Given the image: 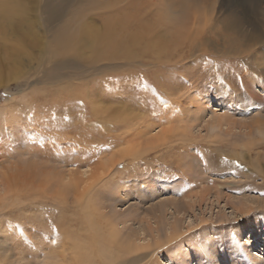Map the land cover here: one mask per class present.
<instances>
[{"label": "rangeland", "instance_id": "obj_1", "mask_svg": "<svg viewBox=\"0 0 264 264\" xmlns=\"http://www.w3.org/2000/svg\"><path fill=\"white\" fill-rule=\"evenodd\" d=\"M149 2L194 44L111 45ZM263 3L0 0V264H264Z\"/></svg>", "mask_w": 264, "mask_h": 264}, {"label": "bare ground", "instance_id": "obj_2", "mask_svg": "<svg viewBox=\"0 0 264 264\" xmlns=\"http://www.w3.org/2000/svg\"><path fill=\"white\" fill-rule=\"evenodd\" d=\"M168 1H170V5H172L173 4V2H175V1H177V0H168ZM194 1H196V0H194ZM6 2V1H5ZM146 2H148V1H146ZM263 2V1H262ZM150 3V2H149ZM146 4V3H145ZM264 4V3H263ZM140 5V6H139ZM150 5H151V3H150ZM169 5V7H170V12H175L176 11V9L174 8V7H172V6H170ZM237 6V5H236ZM3 7V6H2ZM13 7V6H12ZM130 7H133V5L131 4V6ZM147 7H148V5H147ZM157 7V6H156ZM245 8V7H244ZM135 14L134 15H130V16H126L125 14L123 15V14H121V16L120 17H118V19H117V21L114 23V24H112L111 26H109L108 28H107V33H108V38H109V41H110V44L111 45H113V46H115V47H120V46H122V45H125L124 43L126 42L125 40L128 38H130V40L132 39V40H135V41H137L138 42V40H140L141 38H143L145 35H147V34H150V35H152V34H159L158 36H157V42H159V43H164L167 39H168V37L167 36H171V39H170V41L167 43V45H166V47H172V46H174V44H184L185 43V41L187 40V42H189L190 43V45L192 46L193 44H194V42L198 39V36L201 34V32L202 31H200L199 32V30H196V32L194 33V29L197 27V25H196V22L199 20V14L196 12V13H194L193 15H191V14H189V15H187L186 16V18H184L182 15L179 17H176V19L175 18H173V21H171V22H169V23H172V24H169V23H167V20L166 19H163V20H161V19H159V18H155V19H153L152 18V14L155 12V10H154V8H153V5H151L150 6V8H146V10L144 11V12H141V4H137V5H135ZM195 8H193V10H194ZM133 10V9H132ZM131 10V11H132ZM188 10V9H187ZM187 10H183V12H182V14L184 13V12H187ZM130 11V12H131ZM198 11V10H197ZM9 12V11H8ZM215 12V11H214ZM137 13V14H136ZM130 14H133L132 12L130 13ZM125 16V17H124ZM219 18V17H218ZM203 20V19H202ZM191 23V24H190ZM190 24V25H189ZM171 25H173V26H171ZM187 26H188V28H187ZM198 28V27H197ZM184 32H187V34H184ZM203 32H206V31H203ZM126 46V45H125ZM176 46H180V45H176ZM129 47V46H128ZM121 48V47H120ZM125 50V49H124ZM128 52V51H127ZM250 63V62H249ZM251 69H253V68H251ZM253 70H255V69H253ZM238 74V73H237ZM253 75V77H254V74H252ZM250 76V75H249ZM241 78V80H246V79H244V77L241 75L240 76ZM248 78V77H247ZM252 78V77H251ZM258 79V78H257ZM261 79H259V81H260ZM258 82V81H257ZM261 83V82H260ZM229 95V94H228ZM178 110V109H177ZM182 111V110H181ZM177 113V112H176ZM178 113H179V111H178ZM10 114V113H9ZM31 114V113H30ZM7 113L5 114V113H0V118L1 119H4V120H6L5 118L7 117ZM12 116V115H11ZM10 116V117H11ZM13 117H15V116H13ZM0 119V120H1ZM181 119V118H180ZM211 120V119H210ZM213 122L210 124L209 123V125L208 126H210L209 128L210 129H216V128H219L220 127V124H221V122H222V120H223V118H218V119H216V118H214L213 117ZM1 121H3V120H1ZM226 121V120H225ZM2 123V122H1ZM148 126V125H147ZM228 128V127H227ZM233 128V127H232ZM45 130V129H44ZM142 130V129H141ZM228 130V129H227ZM225 132V131H224ZM72 133V132H71ZM140 133H142V132H140ZM145 134V132L144 133H142V135H144ZM52 135V134H51ZM54 135V134H53ZM126 135V134H125ZM56 136V135H55ZM145 136V135H144ZM125 138V136L124 135H120V136H118V139H124ZM129 138V137H128ZM161 139V137H156V138H152V139H150L149 141L148 140H146L147 142L145 143V144H142V145H140L139 146V150L138 151H135V152H131L130 154H128L129 156L130 155H132V157H133V155L134 156H141L143 153H144V155H145V152H147V151H149V150H152V149H155V148H157L158 146H160V144H157L156 145V142L157 141H159L160 139ZM126 139V138H125ZM124 139V140H125ZM127 140V139H126ZM119 143V142H118ZM126 143V142H125ZM120 144V143H119ZM123 144H124V141H123ZM124 145H126V144H124ZM128 145V144H127ZM126 145V146H127ZM137 145V144H136ZM132 146V145H131ZM130 145H129V147H127V148H130L131 147ZM77 147V146H76ZM58 148V147H57ZM124 148V147H123ZM133 148V147H132ZM135 148V147H134ZM133 148V149H134ZM140 148L142 149V148H145V150H140ZM123 150V149H122ZM136 150V149H135ZM131 151V150H130ZM85 152V151H84ZM119 153H121L120 152V150H119ZM34 154V153H33ZM97 154V153H96ZM124 154V153H123ZM122 154V155H123ZM98 155V154H97ZM119 155V154H118ZM120 156V155H119ZM123 156H126V155H123ZM131 157V156H130ZM125 158V157H124ZM140 159V158H139ZM135 161H136V159H134ZM202 163V162H201ZM113 164V163H112ZM114 165V164H113ZM203 167V166H202ZM117 170V169H116ZM116 173V172H115ZM97 178V177H96ZM43 179H45V178H43ZM45 181V180H44ZM47 181V180H46ZM88 181V180H87ZM93 182V181H92ZM91 182V183H92ZM90 183V184H91ZM32 185V184H31ZM94 185H96L95 183H94ZM44 186V185H43ZM62 188V187H61ZM60 188V189H61ZM91 188V187H90ZM59 189V190H60ZM87 189V188H86ZM64 190V189H63ZM27 191V190H26ZM18 193V191L16 192V194ZM58 193V195H59V192H57ZM56 193V194H57ZM61 194V193H60ZM38 195V194H37ZM3 196V195H2ZM60 198H61V196H59ZM66 197H68V195H66ZM14 198V197H13ZM32 198H34V197H32ZM54 198V197H53ZM52 198V199H53ZM45 199H46V197H45ZM55 199H57L56 197H55ZM66 201H68L66 198H64ZM52 201V200H51ZM57 201V200H56ZM62 201H64L63 200V198H62ZM31 202V201H30ZM38 203V200H36V198H34V200L32 199V203ZM59 202V201H58ZM52 203H54V202H52ZM60 203H65V201L64 202H60ZM60 203H58V204H60ZM72 203V202H71ZM66 204V203H65ZM68 204H70V203H68ZM72 207V206H71ZM88 210V209H87ZM89 213V212H88ZM68 221V220H67ZM57 223H55V224H49V227L50 226H52V225H56ZM61 224H63V223H61ZM93 224V223H92ZM107 225H108V223H107ZM89 227V226H88ZM105 227V226H104ZM47 228V227H46ZM52 228H57V232H56V234L54 235V238H56V240L57 241H54V243H53V247L55 246V248H56V250H57V252H56V255L59 257V259H61V260H67V259H70L71 260V262L73 261V260H77V259H82L83 258V256H79V255H74L73 254V252H77V251H73L72 253H71V243L69 244V242H68V239H69V236L70 235H68V237H67V233L65 232V230L60 226V225H56L55 227H52ZM48 229V228H47ZM90 229V228H89ZM107 229H108V227H107ZM50 231H51V229H49ZM93 230V229H92ZM70 231V230H69ZM86 231V230H85ZM71 234V233H70ZM107 236V235H106ZM113 237V236H112ZM68 238V239H67ZM120 239V238H119ZM109 240H112V239H109ZM108 240V241H109ZM123 240V239H122ZM121 239L119 240L120 241V243L122 244L123 243V241H122ZM113 241V240H112ZM100 242H104V241H100ZM110 242V241H109ZM115 242V241H114ZM116 243V242H115ZM114 243V244H115ZM106 244H107V242H106ZM124 245L125 244H127V243H123ZM217 244V243H216ZM231 244V243H230ZM103 245V244H102ZM116 245H118V244H116ZM107 246V245H106ZM119 246V245H118ZM117 246V247H118ZM127 246V245H126ZM125 246V247H126ZM103 247V249L104 248H106V247H104V246H102ZM128 247V246H127ZM131 247H132V245H131ZM130 247V248H131ZM253 247L254 246H251L250 247V249L248 250L249 252H251L252 251V249H253ZM112 248H114L113 246H112ZM106 249H109L108 247L106 248ZM139 249V248H138ZM248 249V248H247ZM76 250V249H75ZM124 250V249H123ZM128 250V249H127ZM236 250H238V249H236ZM109 251V250H108ZM134 251H136V250H134ZM239 251V250H238ZM245 251V250H244ZM246 252V251H245ZM72 254L71 256L70 255H68V254ZM125 253V252H124ZM128 253H130V254H132L133 252H131V250H130V252H128ZM127 253V254H128ZM238 253V252H237ZM246 253H248V252H246ZM248 254H250V253H248ZM55 255V254H54ZM102 257V256H101ZM249 257H250V255H249ZM251 259H252V257H250ZM4 259V258H3ZM255 261V262H257L258 263V261L257 260H255V259H252V261ZM58 261V260H57ZM16 262V261H15ZM92 262V261H91ZM91 262H89L90 264H91ZM126 262V261H125ZM129 262V261H128ZM239 262V261H238ZM18 263V262H17ZM51 263V262H50ZM88 263V262H87ZM88 263V264H89ZM98 263V262H97ZM123 263V262H122ZM4 264H6V263H4ZM10 264V263H9ZM45 264V263H44ZM53 264H56V262L55 261H53ZM80 264V263H79ZM81 264H83V263H81ZM243 264V263H242Z\"/></svg>", "mask_w": 264, "mask_h": 264}, {"label": "snow or ice", "instance_id": "obj_3", "mask_svg": "<svg viewBox=\"0 0 264 264\" xmlns=\"http://www.w3.org/2000/svg\"><path fill=\"white\" fill-rule=\"evenodd\" d=\"M262 108H264V105H261Z\"/></svg>", "mask_w": 264, "mask_h": 264}]
</instances>
